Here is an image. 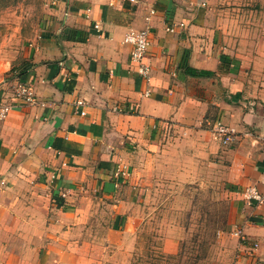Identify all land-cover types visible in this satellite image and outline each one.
<instances>
[{"label": "crops", "instance_id": "1", "mask_svg": "<svg viewBox=\"0 0 264 264\" xmlns=\"http://www.w3.org/2000/svg\"><path fill=\"white\" fill-rule=\"evenodd\" d=\"M209 3L59 0L20 61L0 60V102L15 104L0 119V264H87L88 230L124 233L146 210L129 171L136 153L181 141L230 154L233 225L247 236L238 264H264V200L244 197L250 185L264 193V22L228 29ZM147 27L149 78L124 41ZM217 121L237 129L234 143L213 138Z\"/></svg>", "mask_w": 264, "mask_h": 264}, {"label": "rangeland", "instance_id": "2", "mask_svg": "<svg viewBox=\"0 0 264 264\" xmlns=\"http://www.w3.org/2000/svg\"><path fill=\"white\" fill-rule=\"evenodd\" d=\"M58 2L0 0V60L17 64L26 46L54 26ZM208 7L228 29L254 31L264 22V0H210ZM167 144L136 153L129 169L146 205L138 225L134 221L133 228L118 234L107 226L88 230L82 263L238 264L230 154L190 148L182 141Z\"/></svg>", "mask_w": 264, "mask_h": 264}, {"label": "built area", "instance_id": "3", "mask_svg": "<svg viewBox=\"0 0 264 264\" xmlns=\"http://www.w3.org/2000/svg\"><path fill=\"white\" fill-rule=\"evenodd\" d=\"M167 29L169 31L175 30L174 27H168ZM151 35L152 30L150 27L131 29L126 33L124 39L125 42L132 45L131 60L136 64L138 73L146 78H149L151 70L150 66L145 61L151 44ZM17 93L27 103L37 104L39 102L38 97L35 94L34 87L30 83H20L17 87ZM14 106L15 104L13 102H0V119L6 117ZM212 135L214 139L224 144H232L237 140L238 131L235 127L225 122L217 121L213 125ZM244 197L249 201L258 200L259 202H262L264 200V193L260 191L257 186L250 185L244 189ZM234 235L242 239V241L247 239V236L240 227L236 228ZM255 246H257V244H255Z\"/></svg>", "mask_w": 264, "mask_h": 264}, {"label": "trees", "instance_id": "4", "mask_svg": "<svg viewBox=\"0 0 264 264\" xmlns=\"http://www.w3.org/2000/svg\"><path fill=\"white\" fill-rule=\"evenodd\" d=\"M10 72L13 73L14 72V68H12V70Z\"/></svg>", "mask_w": 264, "mask_h": 264}]
</instances>
